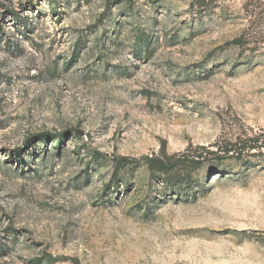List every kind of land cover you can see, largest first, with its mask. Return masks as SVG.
<instances>
[{"label": "rangeland", "instance_id": "374dc122", "mask_svg": "<svg viewBox=\"0 0 264 264\" xmlns=\"http://www.w3.org/2000/svg\"><path fill=\"white\" fill-rule=\"evenodd\" d=\"M190 2L0 0V264H264V14Z\"/></svg>", "mask_w": 264, "mask_h": 264}, {"label": "trees", "instance_id": "16d2710c", "mask_svg": "<svg viewBox=\"0 0 264 264\" xmlns=\"http://www.w3.org/2000/svg\"><path fill=\"white\" fill-rule=\"evenodd\" d=\"M238 1L244 15L250 19L257 20L264 14V0H191L189 7L200 17L213 15L214 9L220 7V2ZM232 44L239 45L240 40H234ZM44 136L50 137L49 134ZM252 149V148H251ZM233 150L228 143H215L209 147L190 148L182 154L168 156L164 152L159 155L142 158L141 162H145L149 168H157L158 172L166 175L172 180H182L186 174V170L195 166H199L206 161H222L225 156ZM240 153L241 150H237ZM74 264H79L73 260Z\"/></svg>", "mask_w": 264, "mask_h": 264}]
</instances>
